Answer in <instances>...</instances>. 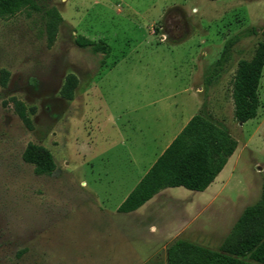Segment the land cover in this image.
Masks as SVG:
<instances>
[{"label":"rangeland","instance_id":"obj_1","mask_svg":"<svg viewBox=\"0 0 264 264\" xmlns=\"http://www.w3.org/2000/svg\"><path fill=\"white\" fill-rule=\"evenodd\" d=\"M40 5L63 18L51 46L41 13L0 18V264H153L157 250L106 237L102 215L117 212L198 113L225 127L238 148L206 191L165 192L193 198L191 211L206 205L199 226L210 246H200L218 250L264 182V72L257 118L236 121L232 99L238 62L251 60L264 40V0ZM80 37L109 54L83 47ZM29 143L52 153V175H37L23 160ZM158 258L163 264L164 253Z\"/></svg>","mask_w":264,"mask_h":264},{"label":"trees","instance_id":"obj_2","mask_svg":"<svg viewBox=\"0 0 264 264\" xmlns=\"http://www.w3.org/2000/svg\"><path fill=\"white\" fill-rule=\"evenodd\" d=\"M40 1L0 0V18L9 19L23 11L41 13L51 46L63 18L56 8H44ZM261 35L264 37V28ZM79 40L83 47L94 52L105 56L110 52L104 44L83 37ZM263 72L264 40L258 43L251 60L238 62L233 77L234 117L241 124L258 116ZM15 105L20 119L31 129L25 105L20 101ZM237 148V140L225 127L201 113L194 115L121 204L119 212H134L168 188L204 192L224 170ZM23 160L35 167L37 175H52L57 168L52 153L33 143L28 144ZM167 264H264V182L258 201L244 209L218 250L178 240L168 249Z\"/></svg>","mask_w":264,"mask_h":264},{"label":"crops","instance_id":"obj_3","mask_svg":"<svg viewBox=\"0 0 264 264\" xmlns=\"http://www.w3.org/2000/svg\"><path fill=\"white\" fill-rule=\"evenodd\" d=\"M186 124L187 122L181 125L180 132ZM167 126H169L171 129H176L175 126L172 124H169ZM179 133H174L173 137H171L164 145L163 151H159L160 153H158L156 157L153 158L152 161H150L145 175L150 170L155 161L158 159V157L169 147V145ZM161 136L162 134L156 135V143H158L159 138H161ZM143 177L140 178L138 183L142 180ZM138 183L136 184V186L138 185ZM135 187L132 189V191L135 189ZM131 192L126 196L123 202L127 199ZM193 200V198H186L185 196H176L163 190L150 201H148L145 205H143L141 208L134 212L120 213V205L117 208V212L115 214L102 215L104 217L105 222L107 223L105 236L107 237L109 235L118 234L119 236L121 235L122 238L125 239L127 242L130 240L129 238L131 237L132 239H134L133 241L135 248L157 250L155 254L151 256L153 264L160 263L158 257L163 253V264H167L168 249L178 240L188 241L197 245L205 243L207 244L206 246H210L207 240L208 235H206L208 230L204 229L202 230V232H200L199 226L200 213L202 211L207 210L206 205L203 206L204 208L202 210L199 209V206L197 210L195 209V211H191L193 207L192 205L190 207L187 202H191ZM233 226L231 227L230 231L232 230ZM131 232L136 235L135 238H133V236L135 235L131 234ZM128 234L132 236H129Z\"/></svg>","mask_w":264,"mask_h":264},{"label":"built area","instance_id":"obj_4","mask_svg":"<svg viewBox=\"0 0 264 264\" xmlns=\"http://www.w3.org/2000/svg\"><path fill=\"white\" fill-rule=\"evenodd\" d=\"M153 34H155V33L153 32Z\"/></svg>","mask_w":264,"mask_h":264}]
</instances>
